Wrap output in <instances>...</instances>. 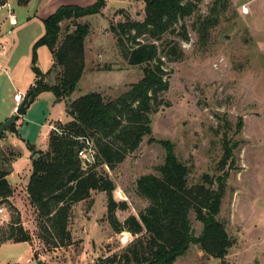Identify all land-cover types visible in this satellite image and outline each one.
<instances>
[{
    "label": "rangeland",
    "instance_id": "obj_1",
    "mask_svg": "<svg viewBox=\"0 0 264 264\" xmlns=\"http://www.w3.org/2000/svg\"><path fill=\"white\" fill-rule=\"evenodd\" d=\"M96 1L29 0L21 5L18 0H0V51H4L2 46L7 50L0 54V122L11 115V109L16 110L15 92L27 94L35 82L34 44L44 35L43 20L61 6L87 7ZM198 6L203 16L213 15L209 10L216 6L215 23L204 18L197 22L193 14L173 25L175 33H169L166 39H172L183 51L182 58L165 57L161 41L155 42L169 89L154 113L153 137L175 144L179 159L190 168L191 184L204 182L205 174L219 172L226 136L239 143L235 149L236 167L227 179L219 214L236 242L226 260L228 264H264V0H201ZM10 14L16 16L17 25L10 24ZM145 17V0H108L101 13L62 23L61 40L77 22L91 25L85 42L86 70L73 99L89 92L113 99L142 79L143 65H131L124 57L112 27L128 20L144 21ZM182 22L187 24L188 41L183 39ZM146 38L137 41L147 42ZM37 59V66L44 72L53 65L47 46L37 49ZM53 98L54 93L45 92L17 122L37 150L48 146L40 131L52 111ZM241 121L242 129L238 131ZM57 122L52 119L48 128L54 129ZM5 134L0 146L13 158L15 175L10 179L13 195L2 204L7 211L0 218V228L20 217L32 241L0 243V264H94L121 253L136 238L129 231H114L107 220V193L95 191L91 198L73 207L69 223L73 243L49 248L39 238V212L28 199L26 188L33 151L10 131ZM7 159L3 163H8ZM164 159V147L156 141L150 143L146 137L122 163L114 168L102 167L116 182L114 198L126 200L129 205L117 211L120 221L138 215L148 205L147 199L138 194L136 181L155 173ZM191 219L199 235L203 225L195 213ZM184 259H189L188 263L222 264L221 259L207 255L197 244L180 257Z\"/></svg>",
    "mask_w": 264,
    "mask_h": 264
},
{
    "label": "trees",
    "instance_id": "obj_2",
    "mask_svg": "<svg viewBox=\"0 0 264 264\" xmlns=\"http://www.w3.org/2000/svg\"><path fill=\"white\" fill-rule=\"evenodd\" d=\"M28 1L18 0L21 5ZM107 1L97 0L87 7H59L43 20L45 33L34 44L32 63L36 79L27 92L29 103L33 104L43 92H52L56 103H64L68 117L67 122H57L56 129L50 131L45 150H37L27 141L33 151L27 194L39 212V238L49 248L71 245L69 223L74 205L91 198L95 191H104L108 197L107 220L111 227L117 233L129 231L136 238L121 253L98 259L94 264H174L193 244L199 245L207 255L221 259L222 264H228L226 257L236 242L219 214L227 179L236 167L235 149L239 143L226 136L219 172L213 176L205 174L204 182L191 184L190 168L179 159L175 144L153 137L152 127L154 113L169 89L161 52L155 42L161 41L165 57L182 58L183 51L172 39H166L169 33H175L173 25L193 14L197 15V22L204 18L214 24L216 6L209 10L213 15L203 16L198 6L201 0H145L144 21L128 20L112 27L124 57L131 65H143L142 79L113 99L107 100L100 92L73 99L72 94L86 70L85 42L91 25L77 22L61 40L62 23L99 14ZM181 27L183 39L188 41L186 22H182ZM141 37H147V42L137 41ZM41 46H47L53 56V65L46 72L37 66V49ZM242 125L241 121L238 131ZM6 131L20 137L17 123ZM5 137L3 132L0 143ZM146 137L150 143L156 141L164 147V163L156 167L155 173L137 179V192L147 199L148 205L139 210L138 215L131 214L122 222L117 211L126 210L129 205L126 200L114 198L116 182L102 167L114 168L122 163ZM88 141L95 151V160L84 164L79 151ZM6 157L8 163H3ZM13 161L0 146V205L9 202L13 195L9 180ZM192 213L203 225L199 235L192 224ZM8 241H32L20 217L13 218L8 226H1L0 243Z\"/></svg>",
    "mask_w": 264,
    "mask_h": 264
},
{
    "label": "crops",
    "instance_id": "obj_3",
    "mask_svg": "<svg viewBox=\"0 0 264 264\" xmlns=\"http://www.w3.org/2000/svg\"><path fill=\"white\" fill-rule=\"evenodd\" d=\"M17 24H18V21H17ZM16 24V25H17ZM45 33V32H44ZM0 41H1V38H0ZM0 45H1V43H0ZM5 47V46H4ZM7 51V50H6ZM7 53V52H6ZM44 72V71H43ZM44 93L45 92H43V93H41L39 96H38V98H37V100L33 103V104H31L30 105V107L28 108V110L31 108V106H33L36 102L38 103L39 102V100L40 99H42L43 98V95H44ZM50 101L52 102V104H51V112L49 113V115L48 116H46L45 117V119H44V121L42 122V124H41V131H40V133H41V135L40 136H43L42 137V139H46V141L49 139V134H50V131H51V128L49 129L48 128V126H47V123L48 122H50L52 119H54V120H56V121H61V122H63V123H65L66 121H68V117H67V115H66V113H65V107H64V103H56L55 102V98H53V99H50ZM28 110H27V112H28ZM15 110L14 109H11L10 110V112H9V114H12L13 112H14ZM7 119V118H6ZM5 119V120H6ZM18 122V121H17ZM0 123H2V122H0ZM22 126L23 125H19L18 123H17V129H18V132H19V136L20 137H18L17 135H15L14 133V136H15V138L16 139H19V140H23V141H25V143H27V138H25L24 137V134H26V133H22L21 132V130H22ZM51 126V125H50ZM27 135V134H26ZM12 141H14V140H12ZM31 143V142H30ZM32 144H34V143H32ZM35 145V144H34ZM30 173H31V171H29V174H28V176H27V186H28V182H29V178H30ZM14 172H12L10 175H9V180L12 178V177H14ZM11 182V181H10ZM11 184H12V182H11ZM27 186H26V188H27ZM187 254V253H186ZM185 254V255H186ZM184 256V255H183ZM183 256H181V257H183ZM192 259V258H191ZM186 260V261H185ZM187 260H189V259H184V260H180V257L175 261V263L174 264H207L206 262H202V263H188L187 262Z\"/></svg>",
    "mask_w": 264,
    "mask_h": 264
},
{
    "label": "built area",
    "instance_id": "obj_4",
    "mask_svg": "<svg viewBox=\"0 0 264 264\" xmlns=\"http://www.w3.org/2000/svg\"><path fill=\"white\" fill-rule=\"evenodd\" d=\"M9 20H10V24L12 26H14V25L17 24V19H16V16L15 15L10 14ZM2 48L4 49V51H0V54L1 53L6 54L7 51H6L5 47L2 46ZM25 96H26L25 93H22L20 91H16L15 92L14 99L16 101V108L19 107V105L21 104V102L24 100ZM53 128L56 129V127H53ZM79 156L82 159V161L84 162V164L93 163L94 160H95V151L93 149L92 143H90L88 141L87 142V146H85L83 149H81L79 151ZM5 211H7V207H5L3 205H0V218L5 213Z\"/></svg>",
    "mask_w": 264,
    "mask_h": 264
},
{
    "label": "water",
    "instance_id": "obj_5",
    "mask_svg": "<svg viewBox=\"0 0 264 264\" xmlns=\"http://www.w3.org/2000/svg\"><path fill=\"white\" fill-rule=\"evenodd\" d=\"M30 107L29 103V94H26L24 100L21 102L18 108L0 125V136L6 129L17 123L20 116H23L27 113L28 108Z\"/></svg>",
    "mask_w": 264,
    "mask_h": 264
}]
</instances>
